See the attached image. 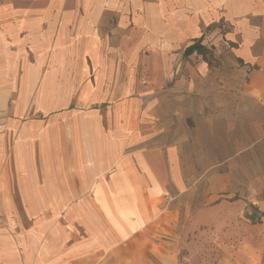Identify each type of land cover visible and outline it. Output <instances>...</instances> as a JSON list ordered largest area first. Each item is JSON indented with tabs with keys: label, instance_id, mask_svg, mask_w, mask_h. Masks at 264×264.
<instances>
[{
	"label": "crops",
	"instance_id": "obj_1",
	"mask_svg": "<svg viewBox=\"0 0 264 264\" xmlns=\"http://www.w3.org/2000/svg\"><path fill=\"white\" fill-rule=\"evenodd\" d=\"M202 36L229 74L182 62ZM0 125V264H180L191 184L226 205L264 166V0H0Z\"/></svg>",
	"mask_w": 264,
	"mask_h": 264
},
{
	"label": "rangeland",
	"instance_id": "obj_2",
	"mask_svg": "<svg viewBox=\"0 0 264 264\" xmlns=\"http://www.w3.org/2000/svg\"><path fill=\"white\" fill-rule=\"evenodd\" d=\"M225 41L221 37H211L208 39L212 47L211 54L206 58L198 55H192L187 59L184 57L182 62L197 66L205 60L210 64L213 76L229 74L233 55L230 45ZM190 74L182 68L175 78ZM149 75V71L140 72L142 81L149 79ZM172 89L176 94L189 93L195 96L198 95V81L195 80L193 85L188 87L176 88L169 85L161 86L158 90L160 93H166ZM189 105L192 115L184 119L185 105L175 104L174 127L176 132L180 133H183L184 129L191 130L190 135L197 138L198 133L205 132L204 119L198 115V102L192 101ZM165 122V119L159 120L160 126ZM262 155V151L256 152L254 168L256 178L251 196L240 190L236 196L227 200L228 204L222 205L221 201H216L218 199L212 193L214 184L210 182L191 184L192 189L189 192L191 212L182 215L177 232L173 235L179 250L180 264H264V183L259 175L264 170ZM197 157L199 153L194 156L196 159ZM191 169L199 179L202 175L201 169L197 166H192ZM184 210L186 211L185 207Z\"/></svg>",
	"mask_w": 264,
	"mask_h": 264
},
{
	"label": "trees",
	"instance_id": "obj_3",
	"mask_svg": "<svg viewBox=\"0 0 264 264\" xmlns=\"http://www.w3.org/2000/svg\"><path fill=\"white\" fill-rule=\"evenodd\" d=\"M214 25H211L208 29L213 27ZM204 36L197 38L193 40L192 44L187 46L184 50V57L189 58L194 54L201 55L203 58H206L209 54L212 53V49L205 45L204 43Z\"/></svg>",
	"mask_w": 264,
	"mask_h": 264
},
{
	"label": "built area",
	"instance_id": "obj_4",
	"mask_svg": "<svg viewBox=\"0 0 264 264\" xmlns=\"http://www.w3.org/2000/svg\"><path fill=\"white\" fill-rule=\"evenodd\" d=\"M3 129H4V127L2 125H0V130H3Z\"/></svg>",
	"mask_w": 264,
	"mask_h": 264
}]
</instances>
